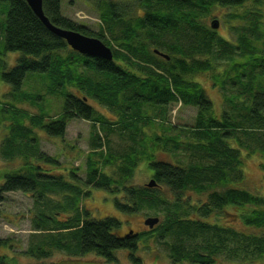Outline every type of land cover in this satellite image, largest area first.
<instances>
[{
	"label": "trees",
	"instance_id": "16d2710c",
	"mask_svg": "<svg viewBox=\"0 0 264 264\" xmlns=\"http://www.w3.org/2000/svg\"><path fill=\"white\" fill-rule=\"evenodd\" d=\"M41 1L43 14L53 26L100 40L110 48L112 59L108 61L78 54L64 40L47 30L24 0H0V3L8 5L5 25H0L2 49L5 53H20L16 65L8 72L1 70L0 61L1 82L10 88V94L15 99L34 103L40 97L24 93V83L31 76L46 78L47 93L64 98L62 113L57 120L47 124H44L41 116L37 119L29 117V120L50 136L62 137L66 120L75 117L92 120L94 125L102 126L105 118L93 110L87 99L97 101L108 109L120 108L123 121L119 126L129 135L132 141L130 148L133 150L117 159L108 154L104 160L105 165L110 167L116 161L120 162L117 165V177L98 174V169L89 158L88 178L84 186L93 185V188L115 196L122 194V200L117 197L113 199L114 208L121 214L129 216L147 208L163 210L164 216L157 217L159 222L153 229L148 228L142 233H134L129 229L127 233L119 235L121 221L118 219L105 217L95 220L89 211L79 209V200L86 197L89 190L84 191L76 183L48 175L41 166L27 161H24L23 168L15 172L0 173V195L20 192L34 196L32 198L39 204L44 199H50L52 192L62 193L66 203L53 206L48 200L49 207L53 206L56 211L52 216L39 213L34 219V231H48L51 236L58 234L59 239L53 240V245L64 249L72 257L93 254L107 264H114L115 253L126 251L135 261L133 253L137 242L151 234L163 241L172 264H215L216 253L223 251L226 253L225 260L230 261L253 262L257 256L261 257V252L264 253V238L237 231L226 224L222 225L218 220L227 213L228 207L240 209L250 206L253 210L246 209L239 215H233L235 222H240L246 228L264 230V198L246 189L226 187L235 178L242 180L240 149L246 147L247 141L256 140L253 135L242 132L264 129V56H253L254 68L260 69V80L255 82L258 91L252 95L246 113L235 115L239 120H230L226 113L219 119L210 115L212 105L205 97L204 90L196 83L185 80L187 76L211 68L207 58L203 61L198 56H212L213 62L222 57L234 60L238 52L243 53V49H248L249 38L243 37L248 31L254 35V23L247 31L242 29L244 34L239 37L238 46L219 36L203 20L216 7H240L250 0H96L95 8L100 21L98 32L62 16L61 0ZM252 1L257 6L264 5V0ZM152 45L154 48L150 50ZM66 50V54H59ZM85 72L92 73L93 77L87 76ZM245 76L243 68L237 77L240 79ZM71 85L76 87L81 97L67 92ZM245 87L251 89L252 85L247 82ZM171 104L197 109L190 129L193 142L184 148L189 152L199 151L197 163L180 166L154 158L157 148L170 154L177 151L182 145L178 137L149 136L144 141L138 137L136 124H151V120L141 114V108L149 106L162 109L156 114L157 119ZM0 107L4 111V105ZM16 116H19L17 112ZM19 117V120H13L15 133L27 138L22 140L23 145L27 146L28 142H32L30 130L22 127V115ZM236 132L244 135V141L238 139ZM232 139L237 142L239 149L229 145ZM96 141H100V138H96ZM137 141L146 145L145 152L138 154ZM8 143L9 139L6 141ZM259 145L255 143L254 149ZM96 147L101 149L102 144L99 142ZM260 148L264 149V145H260ZM38 160L54 164V159L40 152ZM139 161L147 164L150 180L155 182V187L128 183ZM72 179L76 180L74 175ZM162 187L167 188L172 201L169 202L162 194ZM189 190L196 194L207 193L206 202L201 206L189 205L188 199H183V194ZM70 211L74 212V216L67 215ZM212 217L216 221L211 220ZM4 245L5 240H0V248ZM35 254L46 257L42 246L30 250L29 255ZM9 260L8 256L0 254V264H8Z\"/></svg>",
	"mask_w": 264,
	"mask_h": 264
},
{
	"label": "rangeland",
	"instance_id": "374dc122",
	"mask_svg": "<svg viewBox=\"0 0 264 264\" xmlns=\"http://www.w3.org/2000/svg\"><path fill=\"white\" fill-rule=\"evenodd\" d=\"M95 3L96 0H61L60 13L76 24L87 26L92 31L98 32L100 21ZM7 11L8 5L0 3V25L2 27L5 25ZM214 20L218 25L214 31L219 36L228 39L229 42L237 43L238 46H240L238 39L244 34L242 29L247 31L254 23L252 31L256 32L254 35H250V31L247 32L248 34L246 33L243 38H249L248 49L246 51L243 49V53L238 52L234 60L222 57L213 62L211 61L212 56H198L197 58L203 61L207 58L211 68L202 73L187 76L185 80L196 83L204 90L205 97L212 105L210 115L212 114L219 119L223 113H226L230 120L235 121L239 120L235 116L237 113H246L252 95L255 91H258V89H255L257 87L255 82L260 80V69L254 68L253 56L257 58L264 56V5L259 4L257 6L254 1L250 0L240 7H216L204 18L203 22L207 27H210V23ZM104 36L106 40H109L106 35ZM2 47L3 44L0 42L1 70L4 69L5 72H8L16 65L20 53H5ZM114 48H116V45H114ZM153 48V45L149 47L150 50ZM67 52L66 50L58 53L64 55ZM243 68L246 76L239 79L237 75L243 71ZM78 71L82 72V70ZM85 74L93 77L92 73L85 72ZM247 82L251 83V89L245 87ZM46 85V78L37 76H31L25 81L22 91L37 94L40 97L37 102L31 103L27 100L20 101L17 98L16 100L10 94V88L0 80V105H4L2 108L4 111L0 110V173H12L20 167L23 168L24 161L39 165L48 175L60 177V179L69 183H76L84 191L89 190V194L79 200V209L89 211L90 216L95 220H101L105 217L118 219L121 221V227L118 230L119 235L127 233L129 229L134 233H142L148 230V227L143 224L144 220L150 217L162 218L164 216L163 210L143 208L136 214L127 216L116 211L113 205V199L117 197L122 200V194L115 196L104 190L93 188V185L84 186L88 178L87 161L89 158L98 169V174L102 173L117 177V165L120 162L116 161L115 165L110 167L105 165L104 160L106 161L108 154L117 159L118 156L133 150L130 148L132 141L129 135H127V132L122 131L119 126L120 122L123 121L121 120L123 118L121 117L123 115L121 109H108L97 101L87 99V103L93 110L105 118V123L102 126L99 124L94 125L92 120L75 117L66 120V128L62 137L50 136L29 120V117L37 119L41 116L44 124H47V122L57 120L62 113L64 98L49 95ZM67 92L81 97V94L76 91V87L73 85L68 86ZM161 110L158 107L149 106L141 108V114L147 116L151 120V124H136L139 139L144 141L149 136L178 137L177 140H181L182 145L177 151L171 153L173 155L157 148L154 158L180 166H186L195 161L197 163L199 159L196 157L199 156V151L192 150L189 152L184 149L187 144L193 142L190 139V129L194 124L197 109L192 106L171 104L155 119L156 114ZM16 112L19 116L22 115V127L30 130L29 138L32 139V142H28L27 146L23 145L24 142L22 141L27 138H24L23 134L17 136L15 133L13 120L20 119L19 116H16ZM170 126L175 128L170 129ZM242 133L245 135L251 134L256 140L247 141L246 147H240L239 159L243 178L240 181L234 177L235 181H231V184L226 187L246 189L250 193L264 198V149L260 148V145H264V129ZM236 134L238 139H241L240 141H244V135L242 136L241 132H236ZM96 136L100 138V141H96V138H98ZM7 139H9L8 144H6ZM99 142L102 144L101 149L96 147ZM255 143L260 145L254 149L253 145ZM229 145L232 148L239 149V145L233 139L229 141ZM136 146L138 154L145 152V144L137 141ZM39 152L48 158L54 159V164L38 160ZM192 156L193 158H191ZM232 174L235 175V173ZM72 175L75 176V181L72 179ZM150 179L151 173L147 164L139 161L128 183L133 186H143ZM161 191L169 202L172 201V196L167 188L162 187ZM32 197L34 196L20 192H8L0 195V240H5L4 247L0 248V254L10 258L8 264H107L93 254L72 257L64 249H59L53 245V240L59 239L58 234L51 236L48 231H40V233L34 231V219L39 213L44 212L46 216H52L56 211L52 207L66 202L62 193H50V199L48 200L53 205L51 207L47 204V199L36 204ZM183 199H188L189 205L201 206L206 202L207 193L196 194L193 190H189L183 194ZM246 209L253 210L250 206H243L240 209L228 207L226 208L227 213L221 216L218 222L233 227L237 231L264 238V230L246 228L240 222H235L233 215H239L240 212ZM69 213L67 215L74 216L73 211ZM58 219L62 220V217ZM215 219V217L211 218V220ZM47 225L50 227L49 224ZM43 228L49 229L44 226ZM37 246L44 247L46 257L41 258L38 254L29 255L30 250ZM261 254L262 256H257L253 262L225 260L226 253L224 251L216 253L214 258L215 264H264V253L261 252ZM115 258L116 263L114 264H172L163 241L158 239L155 234L147 235L137 242L136 250L133 253L135 261L131 260L126 251L116 252ZM178 264L190 263L181 262Z\"/></svg>",
	"mask_w": 264,
	"mask_h": 264
},
{
	"label": "water",
	"instance_id": "95a60500",
	"mask_svg": "<svg viewBox=\"0 0 264 264\" xmlns=\"http://www.w3.org/2000/svg\"><path fill=\"white\" fill-rule=\"evenodd\" d=\"M24 1L32 10L34 15L46 27V29L55 36H57L58 38L64 40L66 45L69 48H71V50L88 58H100L111 61L112 52L110 48L104 45L100 40L94 37H86L75 31L65 30L53 26L43 14L41 0H24ZM210 25L213 29H216L218 27L217 22L215 20L212 21ZM145 187L153 188L155 187V182L153 180H149V182L145 184ZM158 222L159 219L157 217H150L144 220L143 224L147 226L149 229H153V227L157 225ZM131 232L132 231H130V233Z\"/></svg>",
	"mask_w": 264,
	"mask_h": 264
}]
</instances>
